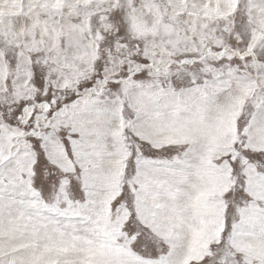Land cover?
I'll use <instances>...</instances> for the list:
<instances>
[{"label": "snow or ice", "instance_id": "1", "mask_svg": "<svg viewBox=\"0 0 264 264\" xmlns=\"http://www.w3.org/2000/svg\"><path fill=\"white\" fill-rule=\"evenodd\" d=\"M241 8L227 47L90 79L58 128L0 141V264H264V0Z\"/></svg>", "mask_w": 264, "mask_h": 264}, {"label": "rangeland", "instance_id": "2", "mask_svg": "<svg viewBox=\"0 0 264 264\" xmlns=\"http://www.w3.org/2000/svg\"><path fill=\"white\" fill-rule=\"evenodd\" d=\"M240 3L52 0L55 20L45 24L33 0H0V141L8 146L13 137L22 141L30 134L46 136L53 121L58 128L68 112L66 97L90 79L102 77L97 84L123 79L121 73L132 74L144 67L145 57L152 63L172 62L201 52L205 44L223 42L227 47L224 29L231 32L235 24L237 39L248 31L243 8L235 20L230 19ZM37 72L42 87L35 80ZM57 101L66 107L49 116ZM21 105L22 115L16 122L12 113ZM30 122L33 127L26 129ZM118 185L119 179L117 192ZM202 244L206 239L193 241V255Z\"/></svg>", "mask_w": 264, "mask_h": 264}]
</instances>
